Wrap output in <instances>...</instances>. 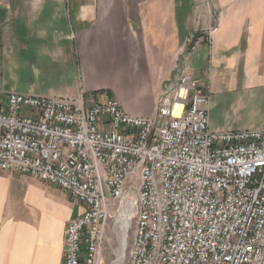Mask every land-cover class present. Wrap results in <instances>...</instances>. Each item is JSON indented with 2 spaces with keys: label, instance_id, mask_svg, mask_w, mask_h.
<instances>
[{
  "label": "built area",
  "instance_id": "2783aa9c",
  "mask_svg": "<svg viewBox=\"0 0 264 264\" xmlns=\"http://www.w3.org/2000/svg\"><path fill=\"white\" fill-rule=\"evenodd\" d=\"M216 27L186 36L152 116L115 96L2 95L0 172L29 175L81 208L66 225L63 264H103L111 218L133 226L117 264H264V125L211 130L210 85L186 64Z\"/></svg>",
  "mask_w": 264,
  "mask_h": 264
},
{
  "label": "crops",
  "instance_id": "0c3cea01",
  "mask_svg": "<svg viewBox=\"0 0 264 264\" xmlns=\"http://www.w3.org/2000/svg\"><path fill=\"white\" fill-rule=\"evenodd\" d=\"M49 5L65 6L75 26L62 36L73 55L58 54L62 71L76 65L81 87L65 86L66 98L106 92L131 114L153 115L186 36L213 24L211 40L202 38L186 59L210 85V129L264 125V0H0V59L46 33ZM80 211L56 187L0 172V264H63L66 225Z\"/></svg>",
  "mask_w": 264,
  "mask_h": 264
},
{
  "label": "rangeland",
  "instance_id": "374dc122",
  "mask_svg": "<svg viewBox=\"0 0 264 264\" xmlns=\"http://www.w3.org/2000/svg\"><path fill=\"white\" fill-rule=\"evenodd\" d=\"M68 12L65 6L63 9L47 6L43 13V20L46 19V33L42 35L33 33L31 39L26 43L25 50H17L11 57L0 59V103L3 102L4 96L2 95L5 92H35L39 95L66 98V95L63 94L65 86L73 85L74 91L80 89V77L76 65L71 66L70 71H62L61 55L58 54L61 52L73 55L72 44L62 40L65 32L75 28ZM36 25L39 26L38 21ZM53 57L60 60L55 65L51 63ZM126 91H122L121 94L129 99L131 94ZM104 94L106 92H101L97 98L104 99L107 96ZM108 96L111 95L108 94ZM157 103L158 99L156 106ZM155 112L153 111V115ZM246 113L243 110L237 116L242 117L244 121ZM122 231L121 225H116L112 218L108 221L103 244V264H117L124 257L125 250L130 247L133 241V226L130 227L128 235L126 230V247L123 253L120 251Z\"/></svg>",
  "mask_w": 264,
  "mask_h": 264
},
{
  "label": "bare ground",
  "instance_id": "6f19581e",
  "mask_svg": "<svg viewBox=\"0 0 264 264\" xmlns=\"http://www.w3.org/2000/svg\"><path fill=\"white\" fill-rule=\"evenodd\" d=\"M180 110V108H177L176 109V111H179ZM128 220V219H127ZM128 226H129V222L127 221V222H124L122 225H121V229L123 230L122 231V245H121V248H120V251H121V253H123L124 252V250H125V247H126V238H127V235H126V230H127V228H128ZM120 251H119V253H120ZM126 251V250H125ZM125 254V253H124ZM120 256V255H119ZM123 259V258H122ZM119 260H121V259H119ZM116 261V260H115ZM122 261V260H121ZM120 261V262H121Z\"/></svg>",
  "mask_w": 264,
  "mask_h": 264
},
{
  "label": "trees",
  "instance_id": "16d2710c",
  "mask_svg": "<svg viewBox=\"0 0 264 264\" xmlns=\"http://www.w3.org/2000/svg\"><path fill=\"white\" fill-rule=\"evenodd\" d=\"M199 36H200V34H199Z\"/></svg>",
  "mask_w": 264,
  "mask_h": 264
}]
</instances>
